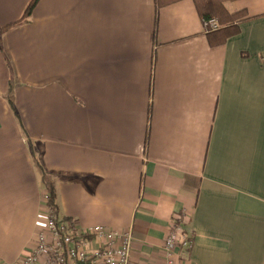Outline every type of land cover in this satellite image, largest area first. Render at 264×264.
I'll list each match as a JSON object with an SVG mask.
<instances>
[{"label":"crops","instance_id":"0c3cea01","mask_svg":"<svg viewBox=\"0 0 264 264\" xmlns=\"http://www.w3.org/2000/svg\"><path fill=\"white\" fill-rule=\"evenodd\" d=\"M0 0V264L44 226L48 191L79 228L134 233L166 264L186 213V264H264V0L212 46L194 0ZM12 100V103L10 102Z\"/></svg>","mask_w":264,"mask_h":264},{"label":"built area","instance_id":"2783aa9c","mask_svg":"<svg viewBox=\"0 0 264 264\" xmlns=\"http://www.w3.org/2000/svg\"><path fill=\"white\" fill-rule=\"evenodd\" d=\"M218 18H204V32L220 28ZM44 226L37 231L34 244L17 264H137L133 259L132 229L116 230L104 225L79 228L77 223L61 219L49 207V192L43 195ZM186 213L174 217L165 239L166 264H186L193 239L184 221Z\"/></svg>","mask_w":264,"mask_h":264},{"label":"trees","instance_id":"16d2710c","mask_svg":"<svg viewBox=\"0 0 264 264\" xmlns=\"http://www.w3.org/2000/svg\"><path fill=\"white\" fill-rule=\"evenodd\" d=\"M40 0H31L27 5L22 17L13 23L7 25L5 28L10 29L22 24L29 23L34 9L38 5ZM178 0H156L158 9L166 5L172 4ZM198 13L201 18L216 17L220 22V28L216 31L207 33L209 36V42L212 46L223 45L227 42L228 38L236 34L238 29V22L246 17L245 10L237 12H229L226 8V2H232L235 0H194ZM12 103V100L10 99ZM36 163L40 172L42 173V179L45 181L49 192V207L54 211L56 216H59V204L58 194L55 185L52 181H48L47 173L44 169L42 162L39 158H36Z\"/></svg>","mask_w":264,"mask_h":264}]
</instances>
